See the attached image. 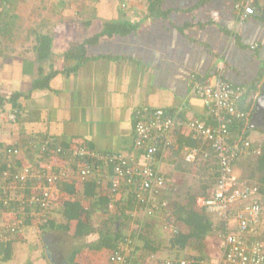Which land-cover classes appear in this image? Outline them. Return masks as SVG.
Here are the masks:
<instances>
[{"label":"crops","instance_id":"0c3cea01","mask_svg":"<svg viewBox=\"0 0 264 264\" xmlns=\"http://www.w3.org/2000/svg\"><path fill=\"white\" fill-rule=\"evenodd\" d=\"M237 1L160 0L151 11L147 0H0V25L8 26L0 41L18 45L23 43L20 38L30 44L40 36L51 38L44 58H37L34 46L19 52L8 49L0 55V93L27 95L19 98L24 113L20 123L8 122L0 112V144L15 145L41 133L86 142L96 150L128 152L138 109L206 117L190 75H209L221 60L227 80L255 93L252 104L256 107L264 83V72L259 76L264 65V18L253 15L240 22ZM117 23H125L127 32L94 38L104 26ZM83 43L84 56H67ZM46 76L44 87H34ZM251 130L250 138L261 142L264 135ZM173 137L185 143L190 136L181 129ZM157 165L167 174V191L179 172L195 175L196 165L185 162L182 151L159 154ZM169 165L171 172L165 170ZM32 220L23 225V238L9 244L10 256L3 259L5 253H0V264H53L47 258L38 259L44 247L37 238V245L25 244L35 225ZM3 232L0 228V240L8 239ZM57 238L53 251L62 255ZM100 261L95 256L88 264H106L107 258Z\"/></svg>","mask_w":264,"mask_h":264},{"label":"built area","instance_id":"2783aa9c","mask_svg":"<svg viewBox=\"0 0 264 264\" xmlns=\"http://www.w3.org/2000/svg\"><path fill=\"white\" fill-rule=\"evenodd\" d=\"M235 11L240 22L253 15L264 18V0H239ZM224 65L221 60L209 75H190L206 117L183 118L161 108L138 109L128 152L96 150L85 144H73L66 150L50 134L31 135L15 145L0 144V228L5 236L20 231L27 215L38 220L51 218L58 208L62 181H98L107 179L109 172L111 203L122 202L121 210L135 233L145 220L158 219L173 235L178 228L166 196L169 182L157 165V154L180 150L187 163L210 161L215 166L210 194L197 196L196 204L224 229L216 234L214 257L166 258L164 264H264V191L259 182L246 180L237 169L240 159L260 154L248 125L255 93L247 95L244 85L227 80ZM3 113L8 121L17 117L15 110ZM235 125L241 126L238 134ZM181 129L188 130L198 144H183L180 149L173 134ZM13 202L15 210L10 207ZM135 245V237L123 234L109 251L108 264H130Z\"/></svg>","mask_w":264,"mask_h":264},{"label":"trees","instance_id":"16d2710c","mask_svg":"<svg viewBox=\"0 0 264 264\" xmlns=\"http://www.w3.org/2000/svg\"><path fill=\"white\" fill-rule=\"evenodd\" d=\"M149 3V10L153 11L154 8L160 0H147ZM263 18V17H262ZM128 26L125 23H117L114 25L104 26L99 35H112L114 33H125L127 32ZM8 31V26L4 22L0 25V36L4 35L5 32ZM40 39H37L35 46L33 47L36 51L37 58L41 59L46 57L51 49V38L40 36ZM97 40V39H95ZM93 40V42H95ZM88 41V40H87ZM85 47V43L78 44L70 50L67 56L77 55L84 56L83 51ZM4 54L1 49V41H0V55ZM264 72V65L261 67L259 71V76H261ZM48 76L42 81H36L34 87H44ZM251 92V88H248L247 95ZM27 96L22 92L13 91L9 95L7 93H0V112H5L8 110H15L17 112V117L14 121H8L10 123L19 122L24 117V113H22L23 107L19 104V98ZM254 102V101H253ZM241 126H234L235 134L240 132ZM41 135V133H40ZM45 135V134H43ZM55 136V135H53ZM189 138L185 140L186 142H179L180 149L183 147V144H188L190 146L197 145V138L192 137L189 134ZM56 137V142L61 145L64 149L68 150L73 144H85L88 147L90 144L86 142H77L73 140H62V138ZM12 145V144H9ZM259 145L260 154L255 157H247L240 159L237 164L241 166V163L247 160V165L245 167L241 166V176L248 181H257L261 185V189L264 191V138L261 142L255 143L257 147ZM92 148V147H91ZM177 151V150H175ZM180 151V150H178ZM170 151H166L168 154ZM162 152H158L157 156ZM45 156L47 153L44 154ZM2 163L0 159V169L2 168ZM194 165V164H193ZM195 171L196 175L198 172L203 175H208L211 178L210 182L203 185V189L200 192V195H209L210 189L214 184L212 180L214 165L210 161H200L195 163ZM204 170V171H203ZM206 173V174H205ZM107 179H87L84 182H77L76 178H72L71 180L62 181L58 184V188L60 190L59 193V204L57 210H59L60 215L65 218V223H58L55 219H44L40 228L54 229L60 228L65 231L69 230V222H75V229L73 231L74 239L86 237L91 234H97L98 238L91 243H86L81 245L80 247H75L69 254V258L67 259V264H88L81 263L79 261H75L76 255L80 252L84 247L91 249L92 251H101L104 253V256L107 258L108 253L111 249L116 248L117 241L122 238V231L120 227L122 226L125 220H129L127 214L121 210L122 202L119 200L117 202L112 201L110 198L111 186H112V174L108 173ZM167 175V174H166ZM78 184H80L78 186ZM199 196V194L197 193ZM197 195H188L184 200L179 201L176 205H171V217L174 219L177 225V232L173 235H168L167 238V248L169 250V255L167 258H175L180 260L181 258L189 259L190 257H206L211 258L210 255H206V239L209 236L216 237V234L224 229V225L217 219H214L212 216L206 214L203 209L196 204ZM90 199L89 203H86L83 199ZM124 197V195H122ZM112 205V206H111ZM88 206V207H87ZM11 208L16 209L14 206V202L11 203ZM130 208L132 206H129ZM85 208L90 209L91 213L97 214V226L95 225L96 221H91L88 215L83 216V211ZM97 212V213H96ZM88 214V213H87ZM170 218V217H169ZM32 217L25 216L23 220V225L27 223H32ZM3 220V218H2ZM156 219L146 220L145 226L147 229H141L138 234L133 231L131 234L132 237L138 236V239L141 240V247L136 243L133 251L132 262L134 264H141L140 259L141 256L149 257L152 254L159 252L160 243L157 241L155 236H153L152 228L155 226ZM162 224V223H161ZM163 226V225H162ZM21 230L17 231L11 235H9L8 239L0 240V253L3 252V259H6L10 256L9 244L16 239H20L22 237ZM168 232V231H167ZM7 234V233H5ZM4 235V234H3ZM137 239V240H138ZM140 245V244H139ZM140 252V253H139ZM135 255V256H134ZM166 259V258H165ZM108 261V258H107ZM108 264V262L106 263ZM173 264H179L173 263Z\"/></svg>","mask_w":264,"mask_h":264},{"label":"rangeland","instance_id":"374dc122","mask_svg":"<svg viewBox=\"0 0 264 264\" xmlns=\"http://www.w3.org/2000/svg\"><path fill=\"white\" fill-rule=\"evenodd\" d=\"M2 38H4V37H2ZM20 40L23 43H21V44L17 43L18 45H15V43L11 44L5 40H1L3 51H7L8 49H10V50L16 49L17 52H19L21 50H24V47L35 46V44H36L35 40H31L32 44H30L29 42L25 43L23 41V38H20ZM1 116L4 119H6L5 113L1 112ZM257 131H259L260 134L262 133L261 134L262 136L264 135V128H257ZM251 132H253V130H251ZM246 165H247V160L245 162L243 161L241 163V166H243V167H245ZM190 166L192 167L193 165H190ZM241 166H239V164L237 165V169H238L239 173H241ZM166 167H165V170L166 171L168 170V172H171V168H170L171 165H169L168 169H166ZM183 168L185 171L188 170V168H186V167H183ZM179 171H181V170H179ZM186 173H188V172H186ZM193 174H194V172H193ZM210 180H211V178L208 177V175H204V176L202 175L201 176V174L199 172L196 175H190V174L186 175L185 174V176L183 175V173L179 172L174 177L172 186L170 185L171 186L170 190L167 191V194H166L167 199L171 205H172V203H173V205H176L179 203V201H182V200L185 201L186 197L189 194L190 195H197V193H198L200 195V192L203 189V185L209 183ZM85 214L89 216L91 221H96L95 225L97 226V224L99 223V222H97V219H99V217H97V214L95 215V213H91L90 209H88V208H85V210L83 211V216ZM51 219H55L56 222H58V223H65V221H66L65 218H63L60 215L59 210H56L54 213H52ZM42 222L43 221H41V218H39V220L35 219V221L33 222V224H35V225L29 230L30 235H28L27 239H24V240L29 239L28 242L25 241V244L27 246H28V243L34 244V243H36L34 239L37 238L40 246L44 247V249H41L44 252V254L41 253L42 256H38V259L47 258V260L52 261L53 264H67L66 260H67V257L69 256V254L71 253L69 251L70 249L72 250L73 248L80 247L83 244L91 243L92 241H94L98 238L97 234H91V235H88L86 237L74 239L73 231L75 229V222L76 221L69 222L70 224H69V230L68 231H65L63 228L62 229L54 228V229H50V230L40 228V225H42ZM144 222H146V220ZM155 223L156 224L152 228V230H153V236H155V238L157 239V241H159V243L161 245L159 248V252H157L156 255L154 254V257L149 256L146 258V256H144V257L141 256V259H140L141 264H143L144 262H148V261H158L157 264H161V263L164 264V259L167 258L168 256H170L169 250L166 246L167 245V238L169 235V233L167 232L168 230H166L162 226L160 220L156 219ZM120 229H121L123 234H127V233L132 234L134 231V228H133L131 222L128 220H125V222H123ZM141 229L142 230L147 229L145 226V223H144V226L141 227ZM24 235H25V233H24ZM55 235L58 236V238H57L58 239V241H57L58 245L60 246L61 250L63 249V251L61 252L62 255L58 251L57 252L53 251V245L55 243L53 239H54ZM134 237L136 240L138 239V236H134ZM41 240L43 243H41ZM139 241H141V240L138 239L137 243H138V246L141 247L142 241L141 242H139ZM38 243H36V245ZM217 247H218V244L216 241V237L209 236L208 239H206V248H205L206 255H210L211 257H214V255L217 254ZM29 251H30V248H29L28 252ZM97 252H98L97 255L95 253L93 256L92 255L93 251L91 249H88L87 247H84L80 252L77 253L76 258L79 262H83V263L90 262V260H92V258L95 256L97 257L98 260L103 261L105 258L104 253L101 251H97ZM31 253L32 254L34 253L33 250L31 251ZM21 255L23 256V251L21 252ZM130 264H134V263L131 261Z\"/></svg>","mask_w":264,"mask_h":264},{"label":"water","instance_id":"95a60500","mask_svg":"<svg viewBox=\"0 0 264 264\" xmlns=\"http://www.w3.org/2000/svg\"><path fill=\"white\" fill-rule=\"evenodd\" d=\"M264 113V87H262L261 89V93L260 95L258 96V99H257V103H256V108L253 110V113L251 115V118H250V121H249V127L250 128H262L263 125L255 122L254 118H256L257 114L259 116V113Z\"/></svg>","mask_w":264,"mask_h":264},{"label":"flooded vegetation","instance_id":"af4514ba","mask_svg":"<svg viewBox=\"0 0 264 264\" xmlns=\"http://www.w3.org/2000/svg\"><path fill=\"white\" fill-rule=\"evenodd\" d=\"M262 87H264V83H262ZM256 107H254L253 108V110L255 109ZM253 113V112H252ZM252 115V114H251ZM254 120H255V122H257V123H259V124H261V125H263V123H264V113L262 112V113H259V116H258V114H257V116H256V118H254ZM263 122V123H262ZM262 128H264V125H263V127ZM250 129H255V128H250Z\"/></svg>","mask_w":264,"mask_h":264},{"label":"clouds","instance_id":"9594fccd","mask_svg":"<svg viewBox=\"0 0 264 264\" xmlns=\"http://www.w3.org/2000/svg\"><path fill=\"white\" fill-rule=\"evenodd\" d=\"M137 243V242H136Z\"/></svg>","mask_w":264,"mask_h":264}]
</instances>
